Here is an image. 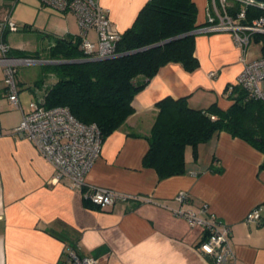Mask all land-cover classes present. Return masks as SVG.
<instances>
[{
	"label": "crops",
	"instance_id": "obj_1",
	"mask_svg": "<svg viewBox=\"0 0 264 264\" xmlns=\"http://www.w3.org/2000/svg\"><path fill=\"white\" fill-rule=\"evenodd\" d=\"M98 1L108 10L112 25L122 32L132 25L147 0ZM192 1L198 25L211 0ZM7 5L0 0V19ZM51 9L54 12L43 11L47 22L51 21L46 47L16 48L8 42L15 31L6 29L1 37L11 51L39 52L43 64L55 37L79 33L73 12ZM195 34L197 68L186 71L177 62L161 66L135 94L133 112L104 139L100 155L87 172V185L129 197L105 209L91 207L82 190L56 181L53 165L32 141L14 133L29 101L41 92L32 87L40 76L22 74L18 67L21 109H17L7 97L0 66V264H64L69 246L79 256L96 259L94 264H212L196 248L205 236L204 229L191 227L175 215L179 207L192 209L203 218L214 213L228 225L227 242L233 257L227 264H264V218L255 224L243 221L250 209L264 204V153L220 131L198 144L195 156L186 147L183 174L160 179L154 168L142 163L148 149L145 135L155 120L157 101L186 96L192 108L215 103L226 109L232 103L226 86L245 60L262 56L260 42L242 50L230 31ZM89 35L95 42V32ZM55 80L53 74H47L45 84ZM179 191L188 194V202L180 204L175 199Z\"/></svg>",
	"mask_w": 264,
	"mask_h": 264
},
{
	"label": "trees",
	"instance_id": "obj_2",
	"mask_svg": "<svg viewBox=\"0 0 264 264\" xmlns=\"http://www.w3.org/2000/svg\"><path fill=\"white\" fill-rule=\"evenodd\" d=\"M239 7V2L233 0L231 12ZM247 12V18L251 19L262 10L248 6ZM196 18L197 8L192 0H147L132 25L120 32L115 55L100 59L84 52L79 33L55 37L53 45L45 52V59L83 61L43 63L41 76L32 85L41 92L34 98H42L46 107L66 106L78 121L96 124L103 142L133 112V97L161 66L177 62L186 71L197 68L196 34L192 32L198 27ZM173 37L177 38L162 43ZM253 39L261 43L264 57V33L254 34ZM157 43L160 44L152 46ZM8 54L41 58L39 52L9 50ZM47 74L56 77L49 85L45 84ZM226 92L232 100L226 109L215 103L204 109L192 108L186 96L176 99L166 96L157 101L155 120L145 135L148 149L143 165L154 168L160 179L183 174L186 147L190 146L195 156L198 144L220 131L264 153V102L249 98L238 86ZM212 115L215 118H211ZM87 202L93 208L98 207Z\"/></svg>",
	"mask_w": 264,
	"mask_h": 264
},
{
	"label": "built area",
	"instance_id": "obj_3",
	"mask_svg": "<svg viewBox=\"0 0 264 264\" xmlns=\"http://www.w3.org/2000/svg\"><path fill=\"white\" fill-rule=\"evenodd\" d=\"M233 0H211L206 6L204 20L194 29L196 32L230 31L238 46L243 50L254 42L253 35L264 33V0H234L239 8L231 12ZM42 5L54 10L71 11L77 18L80 47L95 59L115 55L116 41L120 38L109 19L108 10L98 0H39ZM248 6H256L262 13L247 18ZM11 8L0 19V66L3 68V81L7 97L15 108L21 109L18 99L16 73L20 64L39 63L43 60L10 56V46L1 37L8 29L16 31L17 24L9 18ZM96 35L94 42L89 32ZM212 75L214 73H211ZM244 89L249 98L264 102V57L245 60L235 79L226 86ZM211 118H215L214 115ZM1 129V126H0ZM14 133L29 139L39 152L53 165L55 180L64 181L68 186L82 190L84 198L92 204L105 209L117 200H127L126 195L118 194L108 188L86 184V175L95 159L100 155L102 138L96 124L78 121L66 106L46 107L42 98H34L28 103V111L23 112L20 122L13 128ZM175 199L180 204L189 201L185 191H179ZM206 209V205L202 210ZM264 204L250 209L244 216L246 224L260 223L264 218ZM174 214L184 218L191 227L200 226L205 231L197 250L210 258L212 264H227L232 252L227 242L229 227L214 213L203 218L192 209L179 207ZM96 259L79 256L69 248L64 264H94Z\"/></svg>",
	"mask_w": 264,
	"mask_h": 264
},
{
	"label": "rangeland",
	"instance_id": "obj_4",
	"mask_svg": "<svg viewBox=\"0 0 264 264\" xmlns=\"http://www.w3.org/2000/svg\"><path fill=\"white\" fill-rule=\"evenodd\" d=\"M6 3L9 4L8 8L12 9L9 14L10 20L19 28L18 31L10 33L8 42L25 51L46 47L50 32L47 28L51 21L47 22L48 16L43 11L51 12L53 11L51 7L42 5L39 0H6ZM8 8L1 18L6 15ZM3 10L4 8L2 13ZM18 67L22 74L26 73L33 78L37 73L41 76L42 63L20 64Z\"/></svg>",
	"mask_w": 264,
	"mask_h": 264
},
{
	"label": "water",
	"instance_id": "obj_5",
	"mask_svg": "<svg viewBox=\"0 0 264 264\" xmlns=\"http://www.w3.org/2000/svg\"><path fill=\"white\" fill-rule=\"evenodd\" d=\"M194 33V31H192ZM174 38H177V37H173V38H169L165 41H163L162 43H165V42H168L170 40H173ZM160 43H157V44H154L152 46H155V45H159ZM78 61H83L81 59L79 60H46L44 61V63H51V64H60V63H68V62H78Z\"/></svg>",
	"mask_w": 264,
	"mask_h": 264
}]
</instances>
